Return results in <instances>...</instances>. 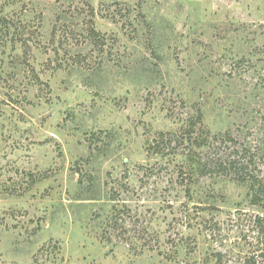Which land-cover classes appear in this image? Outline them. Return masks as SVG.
Listing matches in <instances>:
<instances>
[{
	"label": "rangeland",
	"instance_id": "1",
	"mask_svg": "<svg viewBox=\"0 0 264 264\" xmlns=\"http://www.w3.org/2000/svg\"><path fill=\"white\" fill-rule=\"evenodd\" d=\"M232 156L264 185V0H0V264H264Z\"/></svg>",
	"mask_w": 264,
	"mask_h": 264
},
{
	"label": "trees",
	"instance_id": "2",
	"mask_svg": "<svg viewBox=\"0 0 264 264\" xmlns=\"http://www.w3.org/2000/svg\"><path fill=\"white\" fill-rule=\"evenodd\" d=\"M89 37L95 42L96 45L100 46V44H103L105 41L104 37H101L100 33L96 30L94 25H90L89 26ZM202 112H200V121H202ZM191 128L189 131L191 132L192 128H194V126L189 127ZM228 134V133H227ZM218 134L214 135L215 138H217ZM207 139H209V136L207 137ZM193 146H199V148H202L203 144L205 143H199L198 139L196 138L195 141L192 142ZM191 154H196L195 152H192ZM189 154V159H188V164L190 166V168L193 169L194 174H196V172L199 170L200 173L202 174L203 172H205V170L207 168H209L212 165H215L214 159L212 160H206V161H202L201 159H196V157H194L193 155ZM240 156V155H238ZM246 157H226L223 159H221V161L218 163V165L223 166V164H225L230 170H232L231 172L238 175V180L241 182H249L251 189L254 190V201L258 199L259 193H261L262 195H264V185L259 182L256 177H247L245 176L247 174L248 168H249V161L247 159H245ZM218 162V161H217ZM216 162V164H217ZM261 195V196H262ZM261 199V198H260ZM260 199H258V201L255 202H260Z\"/></svg>",
	"mask_w": 264,
	"mask_h": 264
}]
</instances>
